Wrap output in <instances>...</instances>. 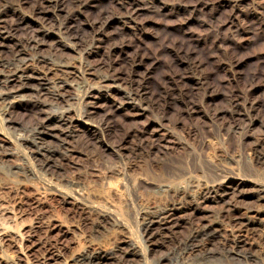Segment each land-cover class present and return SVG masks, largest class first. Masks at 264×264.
Wrapping results in <instances>:
<instances>
[{
  "label": "rangeland",
  "instance_id": "1",
  "mask_svg": "<svg viewBox=\"0 0 264 264\" xmlns=\"http://www.w3.org/2000/svg\"><path fill=\"white\" fill-rule=\"evenodd\" d=\"M54 1L60 7L43 19L47 0H0L17 40L49 30L39 58L27 52L26 63L3 41L0 78L23 65L46 85L71 82L62 105L81 117L67 136L74 161L59 151V167L45 168L30 139L44 120L58 124V106L49 95L45 105L32 104V88L21 91L29 99L22 105L9 108L0 97V224L20 240L0 247V264H56L85 249L119 254L128 238L149 264H241L226 254L206 259L213 244L201 241L191 255L181 253L200 222L245 239L256 257L247 263L264 264V206L253 202L264 184V0ZM67 20L81 26L71 47L58 44L71 43ZM190 157L197 174L184 182L187 198L232 175L246 181L247 200L229 193L197 211L185 197L176 204L180 222L146 231L145 215L178 201L155 182Z\"/></svg>",
  "mask_w": 264,
  "mask_h": 264
},
{
  "label": "bare ground",
  "instance_id": "2",
  "mask_svg": "<svg viewBox=\"0 0 264 264\" xmlns=\"http://www.w3.org/2000/svg\"><path fill=\"white\" fill-rule=\"evenodd\" d=\"M47 2H46L47 7L43 6L45 9H41V7L38 5V7H40L39 14L42 15L41 18H43V19H50L54 16L52 13L53 11L52 12L50 11V9L52 7H54V12L56 10H58V8L60 7L59 4L56 3L55 1L52 2V0H47ZM35 7H36V5H35ZM46 8H48V9H46ZM134 10H135V8H134ZM72 20L66 21V23H65L66 35L63 34V36H67V37H65L66 40L69 39V41H70V39H71V41H70L71 43H69V42L65 43L64 42L66 44L65 45L62 43L63 40H61V41L59 40V43H58L59 45H62V46L64 45V47H69L70 46L69 44H74V42L78 43V41H80L79 40L80 37L78 36L79 34H76L77 32L75 33V30H76L75 28L79 29V28H81V26L80 25L75 26V24H77V23H75V24L72 23ZM16 23H17V21H16ZM14 29H15V26L13 24L9 23L7 13L0 12V44H5V43H3V41L4 42L10 41V42H12V44L14 46L13 50L16 52V55L23 54L22 55V57H23L24 54H26L27 52H30V53H28L30 55V59H32V60L38 59L39 57L37 56V54H40L38 52L41 51L43 44L46 43L49 30L35 34L33 36V38L31 37L32 38L31 40H28V42L24 43L22 41L23 39L22 40L16 39L17 37L14 34L16 31L14 32ZM63 31H64V29H63ZM60 32H61V30H60ZM57 34H58V32H57ZM63 36H62V38H63ZM59 47L60 46H58V48ZM12 53H14V52L12 51ZM91 53H92V51L89 50V54H91ZM41 54H43V53H41ZM13 56H15V55H13ZM24 57H25L24 59L21 57L20 58L22 60H24L22 62L26 63L28 60V58H27L28 56L27 57L24 56ZM42 59H44V58H42ZM42 59H39V60H42ZM2 66H4V65H2ZM22 66H16V68L15 67L12 68L13 71H10L9 72L10 74L7 73L8 72V70H7L6 73L8 74V76H5V80H2L0 78V82L4 81L6 83L5 89L0 91V97L3 100L4 99L8 100L7 105L9 106V108L13 105L14 106L22 105L23 101L25 99H28V98H25L24 97L25 94L22 93L21 91L25 88H32V89H34V91L32 93L33 99H31L33 102L32 104L36 105V104L40 103L38 105H42V106L45 105V103H43V102H46L47 100H46V98L45 99L43 98L44 95L45 96L49 95L51 100L53 101V103H56V105L58 107L54 106V108H57L58 111L56 112V115L54 116L53 119H55L56 123H58V124L56 126L55 125L53 126V123L51 124V120H49V119H47L46 121L42 120L43 122L41 121L42 123H40L37 131L35 130L36 133L33 135V137H31L30 140L32 141L31 144L34 148L35 156L37 157V159L40 160L39 162L42 163V166H44L45 168L59 167V164L57 161H59L58 159H60V158L57 159V157L59 156V155L57 156V152L61 151V153H63L64 157L69 158V159L72 158L73 150H71L69 145H68L67 136H72V134H73L72 128L75 125V122H77V121L81 122L80 116L73 114L72 109H70V108L67 109L66 106L64 107V105H65L64 103H63L64 105H62V102H65L68 100L67 99V91H68L67 84H71V82H68L66 80H60L58 82L54 81L53 83L55 85L53 84L54 86L53 85L51 86L50 81H49V84L46 85V83H47V81H45L46 77H43V76L33 77L32 75H26L23 72L24 70H23ZM2 72H3V70H2ZM104 78H105V76H104ZM134 98L136 99L137 97H132L133 101H135ZM48 100H50V99H48ZM50 107H52L51 104H50ZM85 120L87 121V119H85ZM83 123L89 124L88 121L83 122ZM63 126L65 128H63ZM49 137H52L53 139H49ZM53 143H55V144L52 145ZM160 149H161V147H160ZM7 154H10V153H7ZM74 155H76V154H74ZM192 158H193V156H192ZM192 158L191 157L188 158L185 162L182 161L183 163H180L181 161L178 164H176V161H175V163H170V165L168 167H166V169L164 168L165 170H163L160 179H159L160 176L159 177L155 176V178L158 177V179H159V180L156 179L157 182L154 181L156 184V189L158 191H160L161 193L163 192V193H167V194L168 193L172 194L173 196H175V198H177L175 200H178V201H175V204H172L169 206H167L165 204H164L165 206H159V207L155 208V210H152L149 214L145 215L146 217L144 216L145 217L144 228L146 231H149L150 226L152 224L157 223V222L159 224H161L162 227H163V225H166V226L172 225L173 226V224H174L173 222H177V223L180 222L182 217H180L181 214H179V212H178L179 207H176V204L183 203L185 201L186 193H190L192 191V190L189 191L187 188L189 186V183H190L189 181H192V179L195 177V174H197L196 169L193 165V161H195V160ZM262 158H264V157L262 156ZM73 159L74 158H72V160ZM64 163H65V161H64ZM197 167H199V166H197ZM17 168H19V167H17ZM157 171H158V169H157ZM155 174L159 175L157 173H155ZM127 176H129V175H127ZM130 176L132 177V175H130ZM136 178L137 177H135V181H133V182H137ZM145 178H142V179L146 180ZM148 178H149V176H148ZM127 179H128V181L130 180L129 178H127ZM146 181H148V180H146ZM149 181H148V183H149ZM175 181H179V182L176 183V185H174ZM185 181H188L189 183L188 182L184 183ZM209 182H211V181H209ZM194 183H196V182H194ZM205 184L206 183H204V185ZM245 184H246V181L244 179L236 178L232 175H222V177H219L218 179L212 180V182L208 183L203 189L199 188L202 191H199L194 195H190V197H189V195H187V196H188V198H191V201L190 200L189 201L192 203V206L197 211H200V210L206 209V205H208V203L217 202L221 199H224L225 196H227L229 193H235V195L237 196V199L239 201L243 202V201L247 200L248 196L244 197V195H243L244 193L242 190V188L245 186ZM254 193L256 194L255 195L256 199L253 202H255L256 204L264 206V184H260V185L256 186ZM188 198H187V200H188ZM258 208H259V206H258ZM262 210H263V207H262ZM24 220H26V219H24ZM171 223H173V224H171ZM14 226H15V224H14ZM9 228H10V226H9ZM17 235H19L18 231L14 230V229H7L4 225L0 224V247L7 244V243L9 244L11 242H15L17 244V241L19 239L15 240V241H12V239H11L13 236H16V238H17ZM199 241H201L203 243L213 244V246L207 247L206 250L204 251V252H206V255L204 254L205 257L209 256L206 259H208L210 257L215 258L218 255L226 254L227 257L231 256L234 259L237 258V260L241 264H248L247 261L250 258H254V259L256 258V257H254V255L251 252V245L245 239H243L241 237L231 236V235L219 234L217 232V228L213 227L212 224H206L203 222H200V223L193 226L192 232L187 237V239L183 242L182 246H180L181 251H182L181 253L184 255H191L195 250L196 243ZM4 256H5L4 254H1L0 259H2ZM169 259L172 261V258H169ZM114 261H116V263H114ZM110 262H113V264H149L147 257L145 256L143 251L139 248L138 243L136 241L132 240L131 238H128L124 241L122 251L119 254H118V252L116 254L115 251L113 252L112 250L85 249V250H82L81 252H74V254H72L68 257L62 258L56 264H108Z\"/></svg>",
  "mask_w": 264,
  "mask_h": 264
}]
</instances>
